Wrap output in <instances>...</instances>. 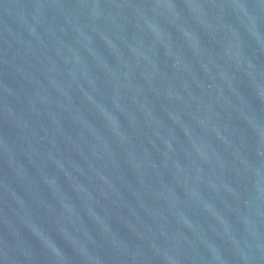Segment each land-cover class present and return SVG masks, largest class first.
Instances as JSON below:
<instances>
[{"label":"water","instance_id":"obj_1","mask_svg":"<svg viewBox=\"0 0 264 264\" xmlns=\"http://www.w3.org/2000/svg\"><path fill=\"white\" fill-rule=\"evenodd\" d=\"M0 264H264V0H0Z\"/></svg>","mask_w":264,"mask_h":264}]
</instances>
